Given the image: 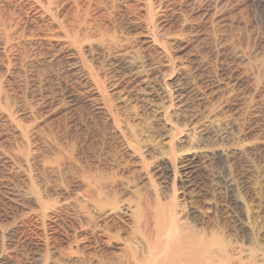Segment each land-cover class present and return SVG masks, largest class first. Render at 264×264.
I'll return each instance as SVG.
<instances>
[{
    "label": "rangeland",
    "instance_id": "374dc122",
    "mask_svg": "<svg viewBox=\"0 0 264 264\" xmlns=\"http://www.w3.org/2000/svg\"><path fill=\"white\" fill-rule=\"evenodd\" d=\"M70 2L0 7V264H120L142 197L264 264V0Z\"/></svg>",
    "mask_w": 264,
    "mask_h": 264
},
{
    "label": "bare ground",
    "instance_id": "6f19581e",
    "mask_svg": "<svg viewBox=\"0 0 264 264\" xmlns=\"http://www.w3.org/2000/svg\"><path fill=\"white\" fill-rule=\"evenodd\" d=\"M89 1L90 0H0V7L4 2L14 6H20L23 12L29 17H32L33 20L43 21L44 25H47V23H49V16L52 17L56 14L57 9L63 3H74L76 8H80L79 6L81 5H77L76 3H85ZM76 12L78 11L76 10ZM1 15L3 16V14ZM46 17H48V20ZM82 22L83 21L78 23L77 30L80 33H82V31L86 33L85 25ZM6 24H9V21L6 20V16L2 18L0 16L1 29L6 30ZM75 33L77 34L76 30ZM91 190L93 191V189ZM103 190L104 189H102V191ZM142 198L141 203L143 204H141V206L137 205L135 211L126 208V211L123 212L127 217H131L132 229L133 232L136 231L134 234L137 233V235L134 240H131V242L127 244L126 257L122 259L120 264H242L239 257L234 255L236 252H232L233 249L227 248L226 244L222 241H212L208 239L207 234V236H205L203 232L184 223L181 218L174 215L176 213L170 215L169 210L166 209L165 206H156V208L152 210L150 207H147L146 199L144 202ZM150 205L151 204H149V206ZM132 241L137 242L133 243Z\"/></svg>",
    "mask_w": 264,
    "mask_h": 264
}]
</instances>
